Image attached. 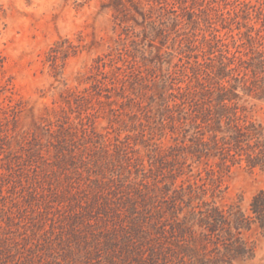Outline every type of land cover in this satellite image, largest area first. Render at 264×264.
Segmentation results:
<instances>
[{"label":"rangeland","instance_id":"obj_1","mask_svg":"<svg viewBox=\"0 0 264 264\" xmlns=\"http://www.w3.org/2000/svg\"><path fill=\"white\" fill-rule=\"evenodd\" d=\"M263 194L264 0H0V264H264Z\"/></svg>","mask_w":264,"mask_h":264},{"label":"trees","instance_id":"obj_2","mask_svg":"<svg viewBox=\"0 0 264 264\" xmlns=\"http://www.w3.org/2000/svg\"><path fill=\"white\" fill-rule=\"evenodd\" d=\"M261 194H262V193L257 194V195H255V196L253 197V200H252V202H251V206H252L253 212H257V211H258L257 209H259L260 206H261V204H258L259 202L257 203L258 198H259L260 196H262ZM263 195H264V194H263Z\"/></svg>","mask_w":264,"mask_h":264}]
</instances>
